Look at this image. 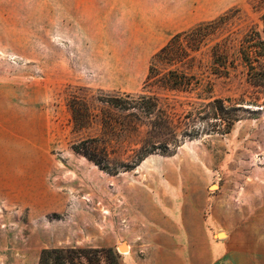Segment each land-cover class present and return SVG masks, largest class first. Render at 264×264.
Masks as SVG:
<instances>
[{
	"label": "rangeland",
	"instance_id": "obj_1",
	"mask_svg": "<svg viewBox=\"0 0 264 264\" xmlns=\"http://www.w3.org/2000/svg\"><path fill=\"white\" fill-rule=\"evenodd\" d=\"M230 11L239 38L261 26L264 0H0V264H37L43 248L71 245L110 246L130 264V252L139 260L173 246L166 218L183 219L193 264L218 247L216 264H264V96L241 67L210 73L205 51L197 90L145 86L151 57L174 34ZM209 84L243 107L232 131L186 137L127 169L171 131L182 138L180 121ZM143 91L161 112L100 100ZM160 114L172 130L154 128ZM81 141L101 166L73 150Z\"/></svg>",
	"mask_w": 264,
	"mask_h": 264
},
{
	"label": "trees",
	"instance_id": "obj_2",
	"mask_svg": "<svg viewBox=\"0 0 264 264\" xmlns=\"http://www.w3.org/2000/svg\"><path fill=\"white\" fill-rule=\"evenodd\" d=\"M234 12H226L216 19L197 23L174 34L151 57L145 86L186 92L197 90L202 80L197 71L204 65L197 55L205 51L208 55L206 69L210 73L227 75L241 67L247 82L264 96V13L261 15V26L251 27L238 38L228 30L236 16ZM203 90L207 96H199V105L187 111L180 121L184 124L180 132L182 138L171 131V137L166 141L142 148L137 159L125 166L127 169L137 167L151 153L170 154L171 145L179 146L186 137L195 138L201 133L225 135L232 131L236 122L242 119L240 111L243 107L233 103L231 98L213 96L210 84ZM100 100L120 110L135 111L137 116V112L146 116L161 112L155 93H124ZM262 104L264 106V101ZM70 108L75 126L84 127L86 110L76 100L70 102ZM153 126L158 131L172 130L169 117L163 114L158 115ZM86 144L87 141H81L72 148L101 166V162L85 147ZM37 264H122V259L110 246L71 245L43 248Z\"/></svg>",
	"mask_w": 264,
	"mask_h": 264
},
{
	"label": "crops",
	"instance_id": "obj_3",
	"mask_svg": "<svg viewBox=\"0 0 264 264\" xmlns=\"http://www.w3.org/2000/svg\"><path fill=\"white\" fill-rule=\"evenodd\" d=\"M156 226H159V223H154ZM166 224L168 225V230L166 231L165 236L172 242V247L164 246L159 249H146L145 251L141 250V253H138L139 260L135 258L133 252L129 253L132 262L130 264H193L192 263V250L190 244L187 248L182 246L184 237H187L190 240V234L184 230V221L181 218H166ZM187 235V236H186ZM154 236V233L149 234L151 239ZM225 255L224 249L218 247V249H213L210 254V263L216 264V261L220 260ZM163 258V261L159 263L160 259ZM166 258L169 259L167 263ZM213 263H212V262Z\"/></svg>",
	"mask_w": 264,
	"mask_h": 264
},
{
	"label": "bare ground",
	"instance_id": "obj_4",
	"mask_svg": "<svg viewBox=\"0 0 264 264\" xmlns=\"http://www.w3.org/2000/svg\"><path fill=\"white\" fill-rule=\"evenodd\" d=\"M219 236L223 237L224 236V233H220Z\"/></svg>",
	"mask_w": 264,
	"mask_h": 264
},
{
	"label": "water",
	"instance_id": "obj_5",
	"mask_svg": "<svg viewBox=\"0 0 264 264\" xmlns=\"http://www.w3.org/2000/svg\"><path fill=\"white\" fill-rule=\"evenodd\" d=\"M250 108V107H249Z\"/></svg>",
	"mask_w": 264,
	"mask_h": 264
}]
</instances>
